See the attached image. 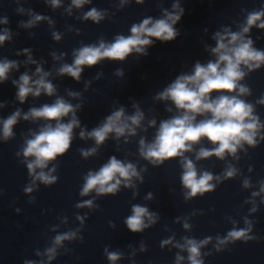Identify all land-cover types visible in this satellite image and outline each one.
<instances>
[{
    "label": "clouds",
    "instance_id": "9594fccd",
    "mask_svg": "<svg viewBox=\"0 0 264 264\" xmlns=\"http://www.w3.org/2000/svg\"><path fill=\"white\" fill-rule=\"evenodd\" d=\"M56 0H54V3ZM76 6H80L86 0H73ZM92 18L98 21L101 17L95 9L87 13L86 18ZM260 14H253L248 19V24L251 26L258 20ZM39 19V17H37ZM169 20L175 23L180 19L179 16H169ZM152 21L146 19L139 26H133L132 36L125 38L123 36L117 37L115 43L105 46L101 43L99 48L84 47L78 54L73 66H65L61 69L62 73L70 74L72 77L79 79L81 72V65H94L103 58L123 60L133 49L137 52L142 51V46L152 43L150 39L142 38V36L155 37L161 41H171L175 38L177 33L165 20L156 21L152 27H148ZM260 27L264 28V24ZM245 32L248 31L246 27ZM218 36V46L213 51L218 55L216 63H209L206 67L197 64L195 67V74L188 77H181L163 94L162 98H171L176 104L177 108L184 109L185 115L174 118L171 121L163 122L161 124L156 141L149 146L145 158L153 159L162 162L164 159L181 155L183 151L190 150L189 145L198 142L202 137H207L213 144L219 145L214 151L201 150L200 157H208L216 155L223 158L225 151L234 153L236 146L240 142L246 141L249 144L254 143L255 129L258 124L255 119L251 117L252 108L243 101L221 95L215 100L210 99L212 92H232L237 87V81L244 75L240 71V65H248L249 61H264V53L255 51L251 48V40L247 43H242L238 47L230 48L223 41L225 37ZM6 37L0 36V42ZM239 39L238 35H231L230 43H234ZM221 64L224 65L221 68ZM13 65L5 62L0 64V80L6 79V73ZM257 67L259 64L256 65ZM39 71V69H38ZM21 85L19 87L18 96L23 102L24 98L32 91L29 85V77H21ZM39 86L34 95H39L40 88H43L49 95L53 92V86L50 83H45L43 79L36 82ZM245 88L241 87L240 92L244 93ZM73 111L72 106L58 100L54 105H45L42 109L31 110L33 117L45 118L48 120H59L62 116H66ZM191 113L192 115H189ZM211 113V119L203 120L199 123H194L195 117L198 114ZM19 113L7 119L4 123V135L8 137L11 135V127L16 123V116ZM123 115L122 111L116 112L112 117L108 118L107 123L91 133L95 137L97 143H102L105 140L106 134L113 129L118 134L124 132V127H116L117 122ZM28 117L25 116V119ZM246 119H252L253 122L245 123ZM134 124L139 123V116L132 117ZM77 122L73 120L71 123L58 124L55 128L48 127L43 130L35 139L28 141V146L25 149V156H35L34 163L28 164V169L31 172L35 167L44 168L49 160H54L57 155L64 154L70 147L72 128ZM126 127V126H125ZM143 145V141H141ZM87 155V153H84ZM186 172L183 175V183L185 187L190 188L189 195L195 196L197 193L209 191L212 188L208 182L212 176L204 173L203 176L197 179V173L189 161L185 165ZM119 174L120 177L128 179L132 175H136L134 167L129 164L124 166L120 161L112 158L110 162L101 168L99 173L93 175L89 174L86 184L81 195L88 194L94 188H97L99 193H113L120 180L116 179L115 183H110ZM228 176H232L233 172L229 171ZM45 184L55 182V177H49L40 173L38 177ZM31 191V189H28ZM89 204L91 202H88ZM134 215L129 217L127 225L132 231H140L144 226L142 217L147 215V209L142 207L133 208ZM232 239H241L246 237V231H232L229 233ZM67 237H57V242ZM191 247L189 251L192 253L190 257L192 264H201L196 260L198 255V247L193 241H189ZM118 257L115 254H110L109 259L116 260Z\"/></svg>",
    "mask_w": 264,
    "mask_h": 264
}]
</instances>
